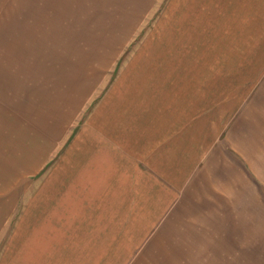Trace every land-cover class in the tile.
Listing matches in <instances>:
<instances>
[{"label":"rangeland","instance_id":"1","mask_svg":"<svg viewBox=\"0 0 264 264\" xmlns=\"http://www.w3.org/2000/svg\"><path fill=\"white\" fill-rule=\"evenodd\" d=\"M193 5L0 0V258L48 192L47 210L67 196L92 215L71 228L108 227L130 264H264V50H241H257L248 11L210 40ZM148 193L151 215L125 218Z\"/></svg>","mask_w":264,"mask_h":264},{"label":"crops","instance_id":"2","mask_svg":"<svg viewBox=\"0 0 264 264\" xmlns=\"http://www.w3.org/2000/svg\"><path fill=\"white\" fill-rule=\"evenodd\" d=\"M180 1V0H179ZM195 5L192 7L194 9L206 11L204 12V19L201 22L203 24H198V19H193L188 24L190 25H205L208 29V32H215L216 29L219 31L217 32V36L222 33L224 35L223 28H227L226 26L229 25H238L237 21L234 20L235 14L241 16V11H248L243 19L246 21L240 22L239 25L249 26L247 31V39H251V43L254 42L257 46V50L254 52L251 49L246 48V46L241 47L246 54L247 52L250 54L259 55L264 50V42H262L263 46L261 49L259 47V42L264 41V0H193ZM186 7V6H185ZM185 9V8H184ZM208 11H210L208 13ZM211 11H214L213 13ZM240 11V12H236ZM200 20V18H199ZM221 26V27H218ZM223 26V27H222ZM213 29V31L211 30ZM245 29L242 31L245 34ZM207 32V33H208ZM220 32V33H219ZM210 40L215 39L214 34H210ZM213 36V37H211ZM219 39V38H218ZM229 41V40H228ZM245 43V42H244ZM264 54V53H262ZM261 54V55H262ZM213 55V54H212ZM211 55V57H212ZM245 55V54H244ZM194 68H198L197 63L195 62ZM199 71V70H198ZM201 71V70H200ZM209 87L208 89H212V87L216 85H212L207 83ZM181 84H178V95L182 96L183 94L180 92ZM199 86V85H197ZM261 93H264L262 91ZM264 99V98H263ZM260 103V102H258ZM241 103H239L240 106ZM264 105V102H263ZM183 104V100L178 99V117L187 116V118L192 116L193 108L187 110ZM264 107V106H263ZM169 111V109H167ZM260 111V110H259ZM258 111V112H259ZM238 113L242 112L246 115V110L238 109ZM257 113V112H256ZM262 113L263 109H262ZM194 115V114H193ZM242 115L239 118V128L238 132H240L241 126L243 125L242 122H247L248 118ZM171 117V116H169ZM172 120L176 118L171 117ZM236 129V128H235ZM234 129V130H235ZM239 134V133H238ZM180 154H183V151H179ZM159 157V155H158ZM163 161H166V157L163 155L160 157ZM145 177H139L138 181L143 182ZM66 182V179H65ZM64 182V183H65ZM51 181L49 182V184ZM66 187V184L64 185ZM63 187V188H64ZM144 188V187H143ZM65 189V188H64ZM83 193V191H82ZM80 192V195L82 194ZM49 193L44 192L43 194H36L35 197H32L31 203L27 206L26 210L22 211L23 214L19 224L15 226V232L9 237V242L5 243L7 246L4 251L2 252L0 258V264H41V260L47 259L52 257L54 261L59 262H68L70 264H107L106 259L111 261L110 264H130L128 262L129 258L127 253L123 252L126 249L124 247H120L117 242H114L117 237L113 234L112 236L109 235L106 237L102 233L109 232L108 227H98L97 224H94L92 220L91 224L93 226L88 227L85 230H79V232L75 231L71 228V224L68 221L69 215L71 213L78 212V222L77 225H74L75 229L80 227V218L82 223H84L83 219L87 218V216H92L88 213H81L79 212L80 209L73 208L71 205L66 206L68 204L67 196H64L62 206H58L54 204V207L57 209H46V202L44 200L51 199V195L48 197ZM143 200H139L131 203L132 209H126L127 213L125 214V218H130L134 216H138L139 219L144 220L146 215H151L153 207L152 203L154 201V194L148 193L145 194ZM42 198V199H41ZM96 198V197H94ZM93 198V199H94ZM145 199V200H144ZM55 200V197L53 198ZM109 213L108 219H106L107 226L113 220L114 210L109 209L107 211ZM116 212V211H115ZM111 214V215H110ZM141 215V216H140ZM88 219V218H87ZM100 222V221H99ZM111 224V223H110ZM130 229L126 226L125 230ZM155 227H151L146 234L150 233L152 229L154 230ZM3 229V228H2ZM1 230V229H0ZM140 231V230H138ZM145 233V231H144ZM157 233V232H156ZM78 236L76 237V235ZM159 234V233H158ZM68 243V247L73 245L70 250H67L68 247L65 245ZM65 247V250H61L60 248ZM49 250V253L46 249ZM64 252V253H63ZM118 253V254H116ZM3 256V257H2ZM128 257V258H127ZM64 262V263H65ZM136 264V262H134Z\"/></svg>","mask_w":264,"mask_h":264}]
</instances>
